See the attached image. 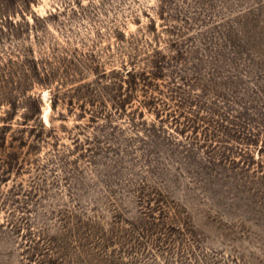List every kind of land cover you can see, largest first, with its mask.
Segmentation results:
<instances>
[{
    "label": "rangeland",
    "instance_id": "obj_1",
    "mask_svg": "<svg viewBox=\"0 0 264 264\" xmlns=\"http://www.w3.org/2000/svg\"><path fill=\"white\" fill-rule=\"evenodd\" d=\"M0 264H264V0H0Z\"/></svg>",
    "mask_w": 264,
    "mask_h": 264
}]
</instances>
